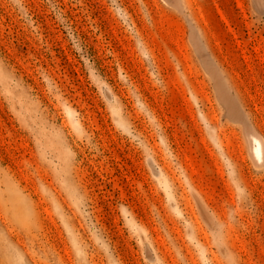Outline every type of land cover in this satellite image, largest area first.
<instances>
[{"label":"rangeland","instance_id":"obj_1","mask_svg":"<svg viewBox=\"0 0 264 264\" xmlns=\"http://www.w3.org/2000/svg\"><path fill=\"white\" fill-rule=\"evenodd\" d=\"M0 264H264V0H0Z\"/></svg>","mask_w":264,"mask_h":264}]
</instances>
